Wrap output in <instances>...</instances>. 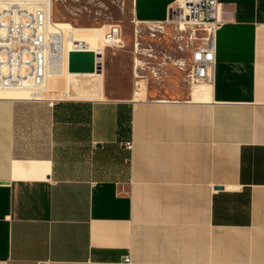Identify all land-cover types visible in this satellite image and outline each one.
Instances as JSON below:
<instances>
[{
  "label": "crops",
  "instance_id": "0c3cea01",
  "mask_svg": "<svg viewBox=\"0 0 264 264\" xmlns=\"http://www.w3.org/2000/svg\"><path fill=\"white\" fill-rule=\"evenodd\" d=\"M218 1L211 82L104 45L101 83L0 95V264H264V0Z\"/></svg>",
  "mask_w": 264,
  "mask_h": 264
},
{
  "label": "built area",
  "instance_id": "2783aa9c",
  "mask_svg": "<svg viewBox=\"0 0 264 264\" xmlns=\"http://www.w3.org/2000/svg\"><path fill=\"white\" fill-rule=\"evenodd\" d=\"M54 7L55 0H0L1 89H26L29 97L41 98L49 80L64 68L68 52L90 49L73 39V31L66 33L64 26L73 24L55 20ZM218 12V0H182L171 9L166 23L152 24L161 30L169 23L180 24L182 29L189 27L188 44L197 43L190 62L189 77L193 82H211L213 79L216 33L222 24ZM116 28L105 36L116 40H103V45H121ZM198 30L202 32L201 36ZM68 44L71 47L67 49ZM103 50L97 52L102 54ZM125 260L131 263V256L127 255Z\"/></svg>",
  "mask_w": 264,
  "mask_h": 264
},
{
  "label": "rangeland",
  "instance_id": "374dc122",
  "mask_svg": "<svg viewBox=\"0 0 264 264\" xmlns=\"http://www.w3.org/2000/svg\"><path fill=\"white\" fill-rule=\"evenodd\" d=\"M54 15L57 21L70 22L75 27H94L97 28L103 35L99 36V40L103 42L107 33L113 32V28L117 27L118 36H123L126 44L124 47L119 46L118 50H137L152 52L164 51L168 53V60H176L179 65H182V74L188 77L190 73L189 61L191 58L193 46L189 43V27L182 29L180 24L169 23L164 27V30L153 27L152 24H141L134 20L132 13V0H55ZM155 33V36H153ZM199 36L202 32L198 30ZM200 43V42H199ZM198 43V45H199ZM123 43L121 42V45ZM105 46H112L105 44ZM106 50H115L108 47ZM157 60V59H156ZM152 64V63H150ZM130 64V68H131ZM134 66H132L133 68ZM131 68V69H132ZM90 80L95 78L96 81H103V74H77L49 80V88L45 92L46 95L58 94L61 96L63 85H55V82L68 81L71 85L78 79ZM93 77V78H92ZM190 79V77H189ZM135 79L130 78L129 84H134ZM47 85V87H48ZM76 88L78 85H74ZM71 85V91L74 87ZM123 88H131L136 85H121ZM188 87L190 85H187ZM57 89L61 91H56ZM52 90V92H50ZM55 96V95H54ZM62 97V96H61Z\"/></svg>",
  "mask_w": 264,
  "mask_h": 264
},
{
  "label": "bare ground",
  "instance_id": "6f19581e",
  "mask_svg": "<svg viewBox=\"0 0 264 264\" xmlns=\"http://www.w3.org/2000/svg\"><path fill=\"white\" fill-rule=\"evenodd\" d=\"M65 31L66 33H69L70 31H73L75 36L73 39H75L76 41H80L83 44V47H88L90 49H94V50H99L102 49L104 47L103 42H101L99 40V36H102L103 34L94 27H75V26H69V25H65ZM115 31L117 32V29H115ZM106 38V37H105ZM105 41H115L116 39H111V38H106L104 39ZM68 47H71V45H67V49ZM101 73L100 71L94 72V73H75V72H70L68 70V56L66 55L65 57V64H64V68L61 70V73L59 75H55L52 80L59 78V77H63L64 75H67L68 77L71 75H77V74H99ZM49 88L46 87V89ZM62 89V95L63 96H71L70 92H71V85L70 83L66 80L64 81V85ZM61 91V90H59ZM0 95H15V96H21V97H29V91L26 89H18V90H9V89H1L0 88ZM46 94H43V97H45Z\"/></svg>",
  "mask_w": 264,
  "mask_h": 264
},
{
  "label": "water",
  "instance_id": "95a60500",
  "mask_svg": "<svg viewBox=\"0 0 264 264\" xmlns=\"http://www.w3.org/2000/svg\"><path fill=\"white\" fill-rule=\"evenodd\" d=\"M102 54L94 49H72L68 52V70L94 73L101 70Z\"/></svg>",
  "mask_w": 264,
  "mask_h": 264
},
{
  "label": "trees",
  "instance_id": "16d2710c",
  "mask_svg": "<svg viewBox=\"0 0 264 264\" xmlns=\"http://www.w3.org/2000/svg\"><path fill=\"white\" fill-rule=\"evenodd\" d=\"M55 18V15H54ZM56 20V18H55ZM132 126V118L131 114L126 115V113L121 109L119 111V129L120 132L124 131V129L131 131Z\"/></svg>",
  "mask_w": 264,
  "mask_h": 264
}]
</instances>
